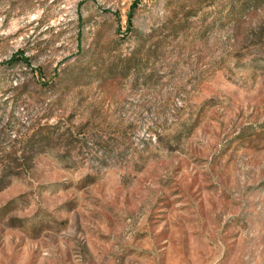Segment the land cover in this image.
<instances>
[{
    "label": "rangeland",
    "instance_id": "1",
    "mask_svg": "<svg viewBox=\"0 0 264 264\" xmlns=\"http://www.w3.org/2000/svg\"><path fill=\"white\" fill-rule=\"evenodd\" d=\"M133 1L1 0L0 264H264V0Z\"/></svg>",
    "mask_w": 264,
    "mask_h": 264
},
{
    "label": "trees",
    "instance_id": "2",
    "mask_svg": "<svg viewBox=\"0 0 264 264\" xmlns=\"http://www.w3.org/2000/svg\"><path fill=\"white\" fill-rule=\"evenodd\" d=\"M138 2L139 0H134L130 5V10H129V13L127 14V19H126L127 27L131 26V19H132L131 11L137 6ZM13 3L10 6H8V8L4 11V15H5L4 24L5 25L7 24V21H6L7 16L11 15L14 11L21 9L22 7H28L31 3V0H24V1L20 0V6L18 8L16 6L17 4H13ZM0 7H1V3H0ZM24 54L25 53L23 51L14 53L9 59V63L13 64L16 61H19L27 67L30 66L28 58Z\"/></svg>",
    "mask_w": 264,
    "mask_h": 264
}]
</instances>
